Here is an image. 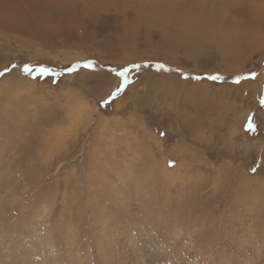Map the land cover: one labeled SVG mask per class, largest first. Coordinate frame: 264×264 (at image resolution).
<instances>
[{
    "label": "rangeland",
    "instance_id": "rangeland-1",
    "mask_svg": "<svg viewBox=\"0 0 264 264\" xmlns=\"http://www.w3.org/2000/svg\"><path fill=\"white\" fill-rule=\"evenodd\" d=\"M111 1L0 0V264H264V0Z\"/></svg>",
    "mask_w": 264,
    "mask_h": 264
},
{
    "label": "snow or ice",
    "instance_id": "snow-or-ice-1",
    "mask_svg": "<svg viewBox=\"0 0 264 264\" xmlns=\"http://www.w3.org/2000/svg\"><path fill=\"white\" fill-rule=\"evenodd\" d=\"M143 66H147V65H143ZM16 67H17V65L13 64L10 67L5 68L4 71H0V77L5 76L8 72L12 71ZM81 67L84 69H88L90 71H95L96 64L94 61H89V62L83 63L82 65H72L69 68L63 69V70H56L52 67H48V66H44V65L33 66V65L25 64L22 68V71H23L25 76H29L32 79L51 77V78H53V81L56 82L55 78L60 77L64 73L71 74L73 72H76ZM141 67H142V65H140V64H132V65L125 66L122 68L109 67L108 72L110 74L116 76L117 78H119L120 83L110 93L109 97L101 99V101L99 102L100 106L101 107H107L112 102L113 99H115L117 96L122 94L125 91L126 87L132 82L129 78L130 73L133 72L134 70L138 71ZM158 67L161 70H163V68H164L163 65H158ZM182 75H184V74L182 73ZM185 78H188V77L185 76ZM206 78L210 79V80H219L220 79V77L216 76V75L209 76ZM245 78H250V79L254 80L256 78V73H250L248 77L242 76L240 78H237V80L235 82L240 83L241 80L245 79ZM195 79H201V77H195ZM260 103L262 106H264V98L261 99ZM246 129L247 130H254L255 129V123L251 117L249 118V120L246 124ZM251 170L253 172H255L257 169L252 168Z\"/></svg>",
    "mask_w": 264,
    "mask_h": 264
},
{
    "label": "bare ground",
    "instance_id": "bare-ground-1",
    "mask_svg": "<svg viewBox=\"0 0 264 264\" xmlns=\"http://www.w3.org/2000/svg\"><path fill=\"white\" fill-rule=\"evenodd\" d=\"M90 1L91 2H93V0H89V3H90ZM113 1V0H112ZM111 1V2H112ZM122 2H124V1H122ZM135 2L136 3H139V0H135ZM165 2V1H164ZM96 3V2H95ZM98 3V2H97ZM101 3V2H100ZM118 3V2H117ZM91 4H93V3H91ZM90 4V5H91ZM115 5V4H114ZM117 5V4H116ZM115 5V6H116ZM96 7V6H95ZM114 7V6H113ZM150 7V6H149ZM160 7V6H159ZM116 8H117V6H116ZM161 8V7H160ZM115 9V8H114ZM162 9V8H161ZM85 10V9H84ZM194 12V11H193ZM195 13V12H194ZM213 18H215V17H213L212 16V14L211 13H204L203 14V16L202 17H194L193 19H191L192 21H193V23L195 24V25H193L189 30L190 31H193V30H195V29H197V31H200L201 30V32H203L202 30L203 29H210V28H214V25H213V23H212V19ZM214 20H216V19H214ZM190 21V20H189ZM222 22V21H221ZM218 23V22H217ZM235 23V22H234ZM219 25V24H218ZM222 25V24H221ZM220 27V26H219ZM222 27V26H221ZM220 27V29H222ZM216 28V27H215ZM200 29V30H199ZM218 30V29H217ZM214 31V30H213ZM209 33V32H208ZM211 36V35H210Z\"/></svg>",
    "mask_w": 264,
    "mask_h": 264
},
{
    "label": "trees",
    "instance_id": "trees-1",
    "mask_svg": "<svg viewBox=\"0 0 264 264\" xmlns=\"http://www.w3.org/2000/svg\"><path fill=\"white\" fill-rule=\"evenodd\" d=\"M159 70L162 71L161 69H159ZM163 72H165V73H169V69L166 68V67H164V68H163ZM171 72H172V71H171ZM176 72H180L179 74H180V76H182V77L187 76V77H190L191 79H195V77H202V76H200V75H197V73H195V72H184V71H180V70H177ZM182 73H183L184 75H182Z\"/></svg>",
    "mask_w": 264,
    "mask_h": 264
}]
</instances>
